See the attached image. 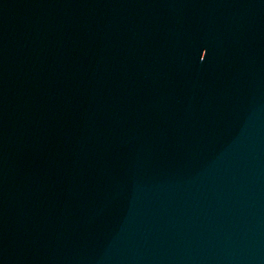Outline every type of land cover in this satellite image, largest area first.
I'll list each match as a JSON object with an SVG mask.
<instances>
[{"label":"water","instance_id":"1","mask_svg":"<svg viewBox=\"0 0 264 264\" xmlns=\"http://www.w3.org/2000/svg\"><path fill=\"white\" fill-rule=\"evenodd\" d=\"M0 264H264V0H0Z\"/></svg>","mask_w":264,"mask_h":264},{"label":"snow or ice","instance_id":"2","mask_svg":"<svg viewBox=\"0 0 264 264\" xmlns=\"http://www.w3.org/2000/svg\"><path fill=\"white\" fill-rule=\"evenodd\" d=\"M200 59L203 60L204 59V56L203 57H200Z\"/></svg>","mask_w":264,"mask_h":264}]
</instances>
